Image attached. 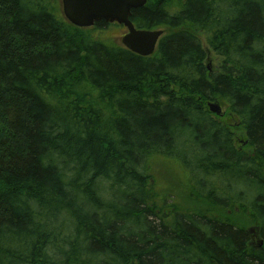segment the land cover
Listing matches in <instances>:
<instances>
[{"label":"trees","instance_id":"16d2710c","mask_svg":"<svg viewBox=\"0 0 264 264\" xmlns=\"http://www.w3.org/2000/svg\"><path fill=\"white\" fill-rule=\"evenodd\" d=\"M130 20L165 30L152 56L53 0H0V264H264L237 228L256 214L264 240V0H148ZM159 158L211 209L159 208Z\"/></svg>","mask_w":264,"mask_h":264},{"label":"water","instance_id":"95a60500","mask_svg":"<svg viewBox=\"0 0 264 264\" xmlns=\"http://www.w3.org/2000/svg\"><path fill=\"white\" fill-rule=\"evenodd\" d=\"M147 2L148 0H62L63 13L74 26L90 28L101 21L124 26L128 32L121 39L122 45L142 57L152 56L159 39L164 35L161 29H136L131 22L132 11L144 7ZM207 106L212 114L219 117L223 115L219 102L208 101Z\"/></svg>","mask_w":264,"mask_h":264},{"label":"rangeland","instance_id":"374dc122","mask_svg":"<svg viewBox=\"0 0 264 264\" xmlns=\"http://www.w3.org/2000/svg\"><path fill=\"white\" fill-rule=\"evenodd\" d=\"M55 5L62 11L61 0H53ZM164 31V29H161ZM124 35V31L121 27L113 26L105 34L104 38H107L110 42L114 44H121V38ZM201 38V35L198 33ZM202 40V39H201ZM203 45L208 53L207 66L212 72L216 70L221 64V59H218L212 53V50L203 41ZM221 104V103H220ZM222 110L224 112L221 121L227 125L230 123L236 124L233 128L234 132L238 135H242V127L240 121L232 118L228 114V106L221 104ZM236 142L238 143L237 139ZM243 143V142H242ZM243 148H248L243 146ZM169 159V158H168ZM159 158L151 162L150 174L152 176V184L154 188V193L157 197V204L159 208H164L166 204H173L176 208L186 209V210H200L205 211L207 206L205 204H197L198 196L202 194V189L199 187H194L190 182L188 177L187 169L181 167V165L175 163L171 159ZM166 206L163 211L166 212ZM169 209V208H168Z\"/></svg>","mask_w":264,"mask_h":264},{"label":"flooded vegetation","instance_id":"af4514ba","mask_svg":"<svg viewBox=\"0 0 264 264\" xmlns=\"http://www.w3.org/2000/svg\"><path fill=\"white\" fill-rule=\"evenodd\" d=\"M219 120H221V119H219ZM225 125L229 128V130H232L230 132V135H231V137H233L235 139V142L237 139L238 143L236 142V144L238 145L239 149L242 150L243 146H247L248 148L246 149V152L252 151V149L249 147L248 139L246 136L247 133L245 134L246 131H245L242 123H240V125L242 127V135L241 134L237 135L234 132L233 128L236 126V124L230 123L229 125H227V124H225ZM244 168H248V167H244ZM228 200H231V198H228ZM244 201H246V200H244ZM263 201H264V197H263ZM214 202L217 203L216 201H214ZM244 218L245 219L242 220L241 222L237 221L238 222L237 228L246 233V235L249 237V244L253 248H256L258 251L262 248V246L264 244V240L262 237V235H263V220L259 219L256 214L254 216H248V217L244 216ZM262 242H263V244H261Z\"/></svg>","mask_w":264,"mask_h":264},{"label":"bare ground","instance_id":"6f19581e","mask_svg":"<svg viewBox=\"0 0 264 264\" xmlns=\"http://www.w3.org/2000/svg\"><path fill=\"white\" fill-rule=\"evenodd\" d=\"M251 230V229H250ZM257 234V233H256ZM254 236V235H253ZM256 236V235H255ZM253 239V238H252Z\"/></svg>","mask_w":264,"mask_h":264}]
</instances>
